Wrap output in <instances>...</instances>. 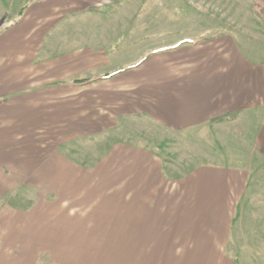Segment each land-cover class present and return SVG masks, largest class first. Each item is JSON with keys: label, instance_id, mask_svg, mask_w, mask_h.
I'll use <instances>...</instances> for the list:
<instances>
[{"label": "crops", "instance_id": "obj_1", "mask_svg": "<svg viewBox=\"0 0 264 264\" xmlns=\"http://www.w3.org/2000/svg\"><path fill=\"white\" fill-rule=\"evenodd\" d=\"M252 7L263 23L264 0H252ZM181 43L154 47L110 71L0 94V178L8 184L0 190L2 248H11L24 264H261L264 58L251 57L229 33ZM106 73L115 74L104 78ZM118 77L130 85L125 112L146 115L172 135L210 131L218 122L212 129L219 131L220 145L227 131H237L229 138L239 142L244 136L246 154L229 159L220 151L171 179L160 155L137 143L115 142L84 166L55 152L58 144L47 134L38 136L53 126L46 121L51 109L68 117L72 104L62 100L63 91L80 94L83 106L79 89ZM84 79L89 81L76 82ZM77 127L72 122L57 129L70 138ZM10 184L16 194L23 187L34 193L28 207L22 202L29 198L20 201L19 195L4 204ZM111 248L124 252L123 263L111 260Z\"/></svg>", "mask_w": 264, "mask_h": 264}, {"label": "rangeland", "instance_id": "obj_2", "mask_svg": "<svg viewBox=\"0 0 264 264\" xmlns=\"http://www.w3.org/2000/svg\"><path fill=\"white\" fill-rule=\"evenodd\" d=\"M221 33L238 36L251 57L263 60L264 22L254 14L252 0H0V94L45 80L110 71L136 62L154 47H173L179 40L186 43ZM124 78L79 89L85 95L83 106L80 94L71 93L72 89L63 91L66 97L62 100L72 104L68 117L62 120L61 112L51 109L46 121L53 126L50 131L42 128L38 136L42 139L47 134L58 144L55 152L84 166L108 154L115 142L137 143L160 155L165 175L171 179L208 163L220 156V151L229 159L246 154L244 136L239 135V142L229 138L237 131H227L226 143L220 145L219 131L212 129L218 122L210 131L201 127L194 133L172 135L146 115L125 112L124 98L131 93ZM72 122L79 126L76 133L70 132V138L59 135L57 128ZM3 180L0 178V190L8 185H3ZM32 193L23 187L21 195L16 194L10 184L1 197L4 204L16 195L27 202ZM40 197L43 199L44 193ZM31 201L29 198L22 205L28 207ZM107 252L114 263H123V251L111 248ZM230 252L237 253L231 247ZM82 259L84 263L92 260ZM257 260L264 264V255ZM14 263L24 264V259L11 248L0 246V264Z\"/></svg>", "mask_w": 264, "mask_h": 264}, {"label": "trees", "instance_id": "obj_3", "mask_svg": "<svg viewBox=\"0 0 264 264\" xmlns=\"http://www.w3.org/2000/svg\"><path fill=\"white\" fill-rule=\"evenodd\" d=\"M115 73H106L105 75H103L104 78H108L110 76H113ZM89 80H80V81H76V82H80V83H84V82H88Z\"/></svg>", "mask_w": 264, "mask_h": 264}]
</instances>
